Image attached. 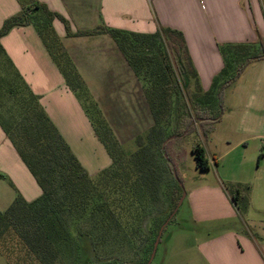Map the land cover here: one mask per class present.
I'll use <instances>...</instances> for the list:
<instances>
[{
    "label": "trees",
    "instance_id": "1",
    "mask_svg": "<svg viewBox=\"0 0 264 264\" xmlns=\"http://www.w3.org/2000/svg\"><path fill=\"white\" fill-rule=\"evenodd\" d=\"M20 1L21 11L5 19L0 38L16 26L36 30L111 164L88 175L0 46L11 71L0 77V128L41 189L36 200L26 202L17 194L0 211V253L16 251L31 264H148L158 231L182 194L173 169L183 183L180 165L187 155L183 141L194 134L202 142L208 140L224 114V91L250 64L264 60V36L254 43L219 45L223 66L204 91L179 31L158 27L153 34H138L98 26L73 33L68 22L46 5ZM54 20L62 23L69 37L110 36L142 82L152 125L135 137L133 153L124 152L88 97L54 30ZM188 153L196 170L210 169L201 142ZM223 188L237 209L245 211L241 186ZM128 252L133 256L127 262L123 259Z\"/></svg>",
    "mask_w": 264,
    "mask_h": 264
},
{
    "label": "crops",
    "instance_id": "2",
    "mask_svg": "<svg viewBox=\"0 0 264 264\" xmlns=\"http://www.w3.org/2000/svg\"><path fill=\"white\" fill-rule=\"evenodd\" d=\"M33 1L62 16L73 33L98 26L138 34H153L158 27L179 31L204 91L223 66L219 45L254 43L264 36V0ZM23 5L20 0H0V28ZM53 27L120 145L145 133L152 117L144 87L111 37H69L58 20ZM0 46L88 175L109 167V155L36 30L31 25L13 27L0 38ZM227 94L222 118L208 140L201 141L210 165L205 173L216 180L192 184L180 206L188 223L179 228L185 233L181 235L197 239L166 250L161 264H264V158L259 155L264 139V60L250 64ZM230 155L237 171L222 178L216 160ZM0 183L8 190V206L17 194L26 202L41 195L1 128ZM224 184L241 186L245 211L237 209Z\"/></svg>",
    "mask_w": 264,
    "mask_h": 264
},
{
    "label": "rangeland",
    "instance_id": "3",
    "mask_svg": "<svg viewBox=\"0 0 264 264\" xmlns=\"http://www.w3.org/2000/svg\"><path fill=\"white\" fill-rule=\"evenodd\" d=\"M10 68L7 65V63L5 62L4 58L0 55V77H2L3 75H11L10 74ZM231 88H228L224 91V95H229L227 93H229ZM88 97H90V99L96 103V99L92 96L89 95V93L87 92ZM199 142H201V140L194 134V135H190L189 137H187L184 141H183V145L185 146V148L187 149V155L185 156L184 159V163L180 165V169L182 170L181 175L183 178V188L184 191L186 192L189 187L192 184H200L202 182H209V181H215L216 178L214 176H209L207 173L203 172L200 173L197 170V173L195 172L194 169V159L193 157L188 153L189 152V148L195 146L196 144H198ZM123 150L126 154H131L134 152V150L136 149V143L135 141H127L123 144ZM221 149L223 150H227L225 146H222ZM234 155V154H232ZM232 155H230L229 157H223L221 159V161H217V164L219 165L218 168V174H220L221 176H223L222 178H224L225 176H231L234 172L237 171V166L232 167ZM236 155V154H235ZM238 159L235 158V162H237ZM8 194V190L7 188H3L1 186L0 183V211L1 210H5V208L8 206L6 205L8 202L7 200L9 199ZM8 196V197H7ZM8 208V207H7ZM184 208H180V210L178 211V213L175 216V219L166 226V231L165 233H162L161 236V241L160 243H158V246L156 248V252H155V256L153 259V263L154 264H161V259L162 257H164L166 250H172L173 248H175L176 246L182 247L181 243H192L195 239H197L196 237H191L190 235L183 236L181 234H185V233H181L179 228L185 227L187 226V222L184 220V216H183V210ZM183 237V240H182ZM170 240V241H169ZM186 240V241H184ZM169 241V242H168ZM179 241V243L177 242ZM177 242V243H176ZM169 243V244H168ZM168 244V245H167ZM176 244V246H175ZM126 252V251H125ZM129 253V252H128ZM188 253L191 252H186V257H188ZM133 256V252L129 253L127 255V257H125L123 260L127 261L129 259H131V257ZM121 258V257H120ZM0 264H31L29 261L24 260L23 255L22 254H18L16 253V251H10V249H8V251L6 253H0Z\"/></svg>",
    "mask_w": 264,
    "mask_h": 264
},
{
    "label": "water",
    "instance_id": "4",
    "mask_svg": "<svg viewBox=\"0 0 264 264\" xmlns=\"http://www.w3.org/2000/svg\"><path fill=\"white\" fill-rule=\"evenodd\" d=\"M173 138H174V136H171L170 138H168V139L165 141V143H166L167 141L173 139ZM165 143H164V144H165ZM164 144H163V145H164ZM173 176H174V179L177 181L179 187L182 189V194H181V197H180L179 200H178V203H177L175 209H174L173 212L169 215V217L166 219V221L161 225V227H160V229H159V231H158V234H157V237H156V239H155V242H154V245H153V250H152V253H151V255H150V259H149V261H148V264H151V262H152L153 259H154L155 252H156V248H157V246H158V243H159V241H160V238H161V236H162V233H163L164 228L168 225L169 221H170V220L172 219V217L176 214V212L178 211V209H179L180 206L182 205L184 198L186 197V192L184 191V188H183L182 183L178 180V177H177L176 172H175L174 169H173Z\"/></svg>",
    "mask_w": 264,
    "mask_h": 264
},
{
    "label": "built area",
    "instance_id": "5",
    "mask_svg": "<svg viewBox=\"0 0 264 264\" xmlns=\"http://www.w3.org/2000/svg\"><path fill=\"white\" fill-rule=\"evenodd\" d=\"M260 157L264 158V139L261 142L260 145V152H259Z\"/></svg>",
    "mask_w": 264,
    "mask_h": 264
}]
</instances>
